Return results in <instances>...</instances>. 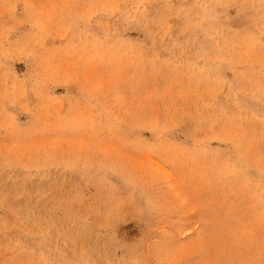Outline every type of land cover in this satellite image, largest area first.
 <instances>
[{
  "label": "rangeland",
  "instance_id": "obj_1",
  "mask_svg": "<svg viewBox=\"0 0 264 264\" xmlns=\"http://www.w3.org/2000/svg\"><path fill=\"white\" fill-rule=\"evenodd\" d=\"M0 264H264V0H0Z\"/></svg>",
  "mask_w": 264,
  "mask_h": 264
}]
</instances>
